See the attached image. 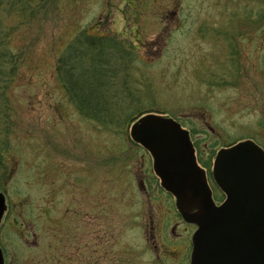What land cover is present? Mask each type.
Returning <instances> with one entry per match:
<instances>
[{
  "label": "rangeland",
  "instance_id": "1",
  "mask_svg": "<svg viewBox=\"0 0 264 264\" xmlns=\"http://www.w3.org/2000/svg\"><path fill=\"white\" fill-rule=\"evenodd\" d=\"M19 1L23 15L2 18L11 49L22 54L0 101L4 264H50L53 250L46 260L37 245L44 198L48 209L83 212L91 201L94 252L107 251L109 264L119 256L147 264L148 227L172 224L175 199L131 139L132 123L106 130L83 116L56 75L57 58L83 31L112 37L120 46L108 66L118 88L128 84L133 112L175 119L211 176L220 148L243 140L264 146V0ZM251 15L252 25L239 22ZM45 241H56L50 230Z\"/></svg>",
  "mask_w": 264,
  "mask_h": 264
},
{
  "label": "water",
  "instance_id": "2",
  "mask_svg": "<svg viewBox=\"0 0 264 264\" xmlns=\"http://www.w3.org/2000/svg\"><path fill=\"white\" fill-rule=\"evenodd\" d=\"M129 135L151 155L153 171L182 218L197 226L191 264H264V151L257 144L244 140L216 153L212 177L225 193L217 205L189 132L175 119L144 114ZM5 209L0 193V221Z\"/></svg>",
  "mask_w": 264,
  "mask_h": 264
},
{
  "label": "trees",
  "instance_id": "3",
  "mask_svg": "<svg viewBox=\"0 0 264 264\" xmlns=\"http://www.w3.org/2000/svg\"><path fill=\"white\" fill-rule=\"evenodd\" d=\"M25 9L19 0L14 4L0 0V101L8 98V88L22 61L20 51H13L8 43L2 18L4 14L23 15ZM111 40L112 37L83 31L65 46L55 66L56 75L78 110L106 130L133 123L146 114L133 112L137 111L133 101L124 98L131 94L128 84L118 88L114 82L116 72L108 62L120 45ZM194 146L197 147L196 143ZM203 165L210 167L209 163L203 162Z\"/></svg>",
  "mask_w": 264,
  "mask_h": 264
},
{
  "label": "flooded vegetation",
  "instance_id": "4",
  "mask_svg": "<svg viewBox=\"0 0 264 264\" xmlns=\"http://www.w3.org/2000/svg\"><path fill=\"white\" fill-rule=\"evenodd\" d=\"M237 13V11H236ZM233 23V35L232 40L236 39L237 33H235V27L237 26V17H234L232 14ZM240 21L244 20L247 25H252V15L249 18H239ZM259 23L264 24V18H261ZM251 32L246 33L244 38L246 40L252 39ZM230 46V44H229ZM230 54V60L234 55ZM235 61L236 72H237V61ZM264 127L262 126V131ZM263 151L264 146L261 143H257ZM239 142V141H237ZM233 142L229 145L235 144ZM261 144V145H260ZM227 145V146H229ZM225 146V147H227ZM195 148V154L198 163L204 168L202 159H200L197 148ZM221 149V148H220ZM216 154V153H215ZM215 155L212 156V161ZM211 159V157H210ZM210 173L206 171V177L208 184L212 190V196L217 205L222 203L225 199V193L219 188V186L212 180ZM43 185L46 186L43 181ZM51 190V189H50ZM49 190V192H50ZM46 194V191H45ZM45 204L41 209V232H43V239L37 244L41 248L40 250L43 253V257L47 255V252L50 253L53 250V257L50 261V264H109V258L107 257V251H99V253L94 252V228H93V217H92V202L86 200V209L83 212L81 205L69 209L57 208L53 206V209H48L46 206L45 198L43 199ZM52 212L54 216H52ZM84 213L85 224L82 223V217ZM172 217V218H171ZM51 219L52 221H50ZM68 221L71 224L67 227ZM169 222H172L171 225H163L156 227L155 231L152 230L153 227H148L150 234V241L147 242L146 251L150 257L149 263L147 264H191V256L193 251V236L197 229L195 224L183 220L178 211H173L171 216L168 219ZM53 235L55 242H46L45 237L49 232ZM84 233V235H83ZM145 233V231H144ZM159 241H153L154 237ZM84 236V238H83ZM30 240L27 243H31ZM50 258V257H49ZM44 259H48L45 258ZM115 262L112 264H127L126 260L119 256L115 258ZM145 262V261H144ZM137 263V262H136ZM42 264H46L45 261ZM48 264V263H47ZM130 264V263H129ZM141 264V263H137ZM145 264V263H143Z\"/></svg>",
  "mask_w": 264,
  "mask_h": 264
},
{
  "label": "bare ground",
  "instance_id": "5",
  "mask_svg": "<svg viewBox=\"0 0 264 264\" xmlns=\"http://www.w3.org/2000/svg\"><path fill=\"white\" fill-rule=\"evenodd\" d=\"M212 165H213V163H212ZM211 170H212V167H211Z\"/></svg>",
  "mask_w": 264,
  "mask_h": 264
}]
</instances>
